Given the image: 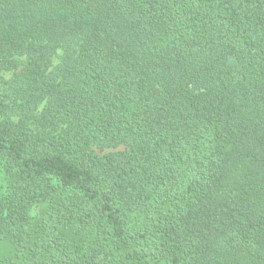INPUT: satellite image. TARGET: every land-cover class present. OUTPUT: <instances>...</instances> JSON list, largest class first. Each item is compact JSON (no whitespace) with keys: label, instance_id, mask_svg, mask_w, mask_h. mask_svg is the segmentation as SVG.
I'll use <instances>...</instances> for the list:
<instances>
[{"label":"trees","instance_id":"1","mask_svg":"<svg viewBox=\"0 0 264 264\" xmlns=\"http://www.w3.org/2000/svg\"><path fill=\"white\" fill-rule=\"evenodd\" d=\"M0 264H264V0H0Z\"/></svg>","mask_w":264,"mask_h":264},{"label":"rangeland","instance_id":"2","mask_svg":"<svg viewBox=\"0 0 264 264\" xmlns=\"http://www.w3.org/2000/svg\"><path fill=\"white\" fill-rule=\"evenodd\" d=\"M33 212L35 213L36 211L33 210Z\"/></svg>","mask_w":264,"mask_h":264}]
</instances>
